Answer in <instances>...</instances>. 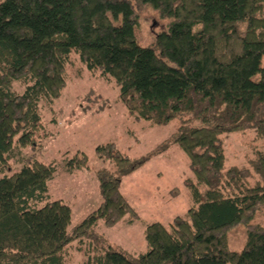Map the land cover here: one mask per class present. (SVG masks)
Wrapping results in <instances>:
<instances>
[{"label":"trees","instance_id":"16d2710c","mask_svg":"<svg viewBox=\"0 0 264 264\" xmlns=\"http://www.w3.org/2000/svg\"><path fill=\"white\" fill-rule=\"evenodd\" d=\"M133 2L171 21L148 47L136 43ZM72 54L114 81L133 119L178 125L144 159H130L114 143L97 146L96 157L114 168L95 172L101 202L69 233L70 206L48 194L61 163L19 156L50 136L43 109L66 88ZM249 130L263 149L249 169L223 172L221 137ZM172 147L188 158L192 205L146 227L145 253L111 250L96 233L99 222L110 228L139 218L122 179ZM78 157L69 165L87 168L86 155ZM262 206L264 0L0 2V264H66L74 241L85 255L81 264H264V225L251 224ZM238 225L246 227V243L236 252L227 234Z\"/></svg>","mask_w":264,"mask_h":264},{"label":"rangeland","instance_id":"374dc122","mask_svg":"<svg viewBox=\"0 0 264 264\" xmlns=\"http://www.w3.org/2000/svg\"><path fill=\"white\" fill-rule=\"evenodd\" d=\"M2 0H0L1 2ZM138 25L134 28L136 43L151 45L161 32L168 30L170 20L162 19L150 7H138L134 2ZM74 64L62 95L51 108L43 107L44 123L50 136L42 144L23 149L20 160L30 158L43 163H61V169L48 182L49 200H61L72 211L73 229L101 202L95 172L101 168L113 169L114 164L99 160L97 146L114 143L116 149L132 160L144 159L176 130L178 123L152 125L136 121L120 100V91L114 81L93 73L72 54ZM225 150L224 171L232 166L248 168L249 161L263 147L252 130L221 137ZM88 158L87 168L76 169L69 162L76 156ZM79 162V161H78ZM17 165V164H15ZM73 170H70V169ZM70 170V171H68ZM192 178L189 161L184 152L172 147L160 155L151 156L133 174L124 177L121 192L134 208L138 219L105 227L99 222L96 233L102 235L111 250L137 256L147 251L144 240L146 227L153 222L167 224L176 216L184 215L192 205L185 181ZM252 178L250 182H254ZM251 224L264 225V207L253 216ZM228 248L239 252L246 243V227L238 225L227 234ZM74 241L68 246L66 264H81L85 260L82 250Z\"/></svg>","mask_w":264,"mask_h":264}]
</instances>
